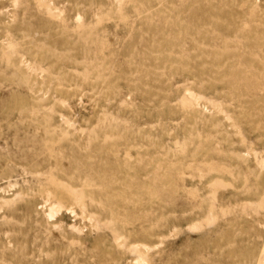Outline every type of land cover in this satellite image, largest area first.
<instances>
[{
	"label": "rangeland",
	"instance_id": "rangeland-1",
	"mask_svg": "<svg viewBox=\"0 0 264 264\" xmlns=\"http://www.w3.org/2000/svg\"><path fill=\"white\" fill-rule=\"evenodd\" d=\"M263 193L264 0H0V264H256Z\"/></svg>",
	"mask_w": 264,
	"mask_h": 264
},
{
	"label": "bare ground",
	"instance_id": "bare-ground-1",
	"mask_svg": "<svg viewBox=\"0 0 264 264\" xmlns=\"http://www.w3.org/2000/svg\"><path fill=\"white\" fill-rule=\"evenodd\" d=\"M40 1V0H39ZM51 12V11H49ZM52 13V12H51ZM77 21H80V17L78 16L76 18ZM251 83V82H250ZM194 98V97H193ZM195 99V98H194ZM220 185V184H219ZM66 188H63V190H65ZM71 189V188H70ZM67 190V189H66ZM75 191V190H74ZM69 193V191H67ZM76 193V191L74 192ZM72 195V194H71ZM49 196V195H48ZM15 198V196L13 197V199ZM59 204V203H58ZM58 204H54V205H51L50 208H49V212H47L49 214L50 217H52L54 214H56V212L61 208L60 205ZM257 204H260V208L264 209V193L262 194V197L259 199V202ZM256 204V205H257ZM264 215V213L262 214ZM256 264H264V241L261 245V248H260V251L257 255V259H256Z\"/></svg>",
	"mask_w": 264,
	"mask_h": 264
}]
</instances>
